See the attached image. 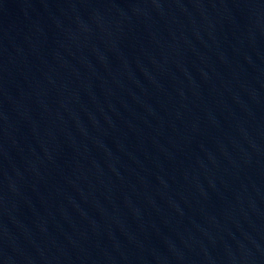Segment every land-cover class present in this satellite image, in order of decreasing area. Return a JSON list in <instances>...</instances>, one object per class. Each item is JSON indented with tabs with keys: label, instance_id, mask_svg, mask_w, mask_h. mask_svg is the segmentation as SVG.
Here are the masks:
<instances>
[{
	"label": "water",
	"instance_id": "obj_1",
	"mask_svg": "<svg viewBox=\"0 0 264 264\" xmlns=\"http://www.w3.org/2000/svg\"><path fill=\"white\" fill-rule=\"evenodd\" d=\"M0 264H264V0H178L3 167Z\"/></svg>",
	"mask_w": 264,
	"mask_h": 264
}]
</instances>
